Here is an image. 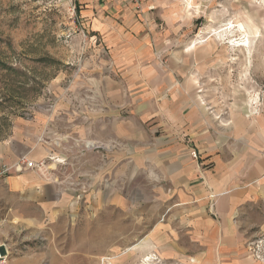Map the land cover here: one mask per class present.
Wrapping results in <instances>:
<instances>
[{
  "label": "crops",
  "instance_id": "obj_1",
  "mask_svg": "<svg viewBox=\"0 0 264 264\" xmlns=\"http://www.w3.org/2000/svg\"><path fill=\"white\" fill-rule=\"evenodd\" d=\"M96 4L104 15L126 7ZM82 14L88 19L94 10ZM132 15L109 36L113 25L89 21L110 47L109 65L100 49L99 64L80 69L71 83L57 82L0 144V171L24 156L45 162L0 176V244L9 252L17 240L26 253L11 264H42L27 247L44 221L58 229L78 218L110 217L117 226L122 218L115 217L124 216L134 227L125 240L133 245L144 231L140 245L166 261L264 264L246 248L253 212L264 234L263 115L212 120L187 69L195 61L162 59L168 50L154 51L147 22ZM123 236L116 248L126 245Z\"/></svg>",
  "mask_w": 264,
  "mask_h": 264
},
{
  "label": "rangeland",
  "instance_id": "obj_2",
  "mask_svg": "<svg viewBox=\"0 0 264 264\" xmlns=\"http://www.w3.org/2000/svg\"><path fill=\"white\" fill-rule=\"evenodd\" d=\"M98 1L0 0V144L11 139L18 122H26L33 105L47 99L57 82L71 83L80 69L99 64L100 49H105L103 59L109 65L110 47L94 34L89 21L102 17L113 25L105 33L109 36L124 26L123 15L130 11L147 22L151 48L168 50L162 59L195 61L187 69L198 79L197 90L204 93L212 120L264 117V0H136V6L117 0L126 6L124 10L117 7L105 15L93 7ZM86 8L94 10L89 20L83 18ZM252 214L255 222L250 225L253 231L246 248L251 258L264 262V234L256 228L260 214ZM109 218L100 223L92 216L84 221L78 218L58 229L44 221L42 227L33 228L27 249L32 259H44L42 264L66 258L73 264L208 262L166 261L152 255L140 245L144 231L133 245L125 240L134 228L129 217H115L122 218L117 226ZM122 235L126 245L116 248L115 241ZM13 240L8 264L26 257Z\"/></svg>",
  "mask_w": 264,
  "mask_h": 264
},
{
  "label": "built area",
  "instance_id": "obj_3",
  "mask_svg": "<svg viewBox=\"0 0 264 264\" xmlns=\"http://www.w3.org/2000/svg\"><path fill=\"white\" fill-rule=\"evenodd\" d=\"M191 155L195 159L198 158L199 156L196 150L195 151L193 150L191 152ZM44 165H45L44 161L41 163H35L34 161L28 160L24 156L21 159H19L18 162L12 164L11 166L4 167L3 170L0 171V176L4 174H9L12 171H19V170L28 171L31 169H41L44 167ZM214 197L215 195L211 196V198H214ZM9 256H10V253L7 251V249L4 246L0 244V264H8Z\"/></svg>",
  "mask_w": 264,
  "mask_h": 264
},
{
  "label": "bare ground",
  "instance_id": "obj_4",
  "mask_svg": "<svg viewBox=\"0 0 264 264\" xmlns=\"http://www.w3.org/2000/svg\"><path fill=\"white\" fill-rule=\"evenodd\" d=\"M240 46H243L245 48L248 47L246 44H240Z\"/></svg>",
  "mask_w": 264,
  "mask_h": 264
}]
</instances>
